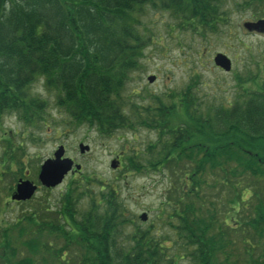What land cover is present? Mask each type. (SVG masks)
I'll return each mask as SVG.
<instances>
[{"label": "trees", "instance_id": "obj_1", "mask_svg": "<svg viewBox=\"0 0 264 264\" xmlns=\"http://www.w3.org/2000/svg\"><path fill=\"white\" fill-rule=\"evenodd\" d=\"M222 1L0 0V114L17 111L27 123L41 117L45 103L31 90L41 80L59 92L58 104L75 121L105 134L133 128L122 87L150 41L141 18L165 11L196 30L215 31ZM244 4L264 9V0ZM188 92L170 107H153V100L133 110L162 132L158 155L132 157L127 169H142L144 160L176 178L161 215L178 222L171 247L138 226L128 239L120 236L129 219L117 188L94 176L75 178L81 170L55 204L31 200L29 210L1 227L0 264H264V82L232 109L197 110ZM169 112L181 118L169 120ZM19 147L5 151L0 192L15 189L23 170ZM10 163L21 168L12 172ZM9 175L12 184L4 182ZM171 249L176 254L169 257Z\"/></svg>", "mask_w": 264, "mask_h": 264}, {"label": "rangeland", "instance_id": "obj_2", "mask_svg": "<svg viewBox=\"0 0 264 264\" xmlns=\"http://www.w3.org/2000/svg\"><path fill=\"white\" fill-rule=\"evenodd\" d=\"M245 2L247 0H223L222 17L215 31L196 30L197 26L187 24L170 12H146L141 18L140 31L151 39L140 50L138 66L122 87L123 98L127 102L126 111L129 112L131 125H135L131 129L122 128L105 134L94 125L75 121L66 108L58 104L59 92L48 90L41 80H36L31 86L32 95L45 103L41 117L27 123L17 111L0 114V163L10 144H15L20 146L18 158L23 166L15 181L10 175L4 178L5 183L13 182L15 189L9 194L5 190L0 192V235L1 227L12 224L14 219L29 210L31 200L50 198L55 204L59 194L67 189L74 174H69L62 184L52 189L42 187L39 181L41 165L63 145L66 156L82 166V172L75 178L80 175L94 176L103 184H113L117 188L129 219V226L126 225L120 236L128 239L133 228L138 226L143 230L149 229V235L163 239L164 245L171 247L178 222L174 220V225L168 224L161 215L168 212L164 204L174 197L170 186L176 178L171 177L170 170L144 161L146 155L147 159L158 155L160 143H156L162 128L142 124L139 119L145 120L148 116L138 113L140 118L136 117L133 110L146 108L153 100H156L153 107H170L175 95L188 90V94L191 93L196 100V109L208 112L219 106L231 108L237 101L243 103L248 92L261 89L264 82V31L250 30L246 24L264 20V9L260 5L246 6ZM218 53L231 59L230 72L215 64L214 58ZM151 75L157 77L153 83L148 81ZM172 117L175 121L181 118L178 114ZM172 117L169 112V120ZM80 143L89 145L90 150L81 153ZM132 157L144 159L142 169H127ZM14 164L9 166L12 172L21 168ZM175 166L173 171L178 169ZM20 178L35 183L39 189L31 200L18 203L11 196L16 192ZM215 197L220 205L221 196ZM222 198L223 202L227 201V197ZM6 200L10 202L8 208L4 204ZM144 213L148 216L146 221L141 220ZM167 252L169 257L176 254L174 249ZM176 263L186 264L184 260Z\"/></svg>", "mask_w": 264, "mask_h": 264}, {"label": "water", "instance_id": "obj_3", "mask_svg": "<svg viewBox=\"0 0 264 264\" xmlns=\"http://www.w3.org/2000/svg\"><path fill=\"white\" fill-rule=\"evenodd\" d=\"M246 27L248 29H256L264 31V20H259L257 23H247ZM215 64L225 70L226 72H230L232 70V61L231 59L223 54L218 53L214 58ZM157 77L155 75H151L148 77V81L153 83ZM80 152L86 153L90 150V146L84 143L79 144ZM66 150L63 145L59 146V148L54 152L52 158H48L44 161L41 166V170L39 173V181L42 186L46 188H55L63 183L65 177L69 174V172L80 171L82 166L80 164H76L75 161L65 156ZM114 167L116 165L112 163ZM38 186L29 180L20 179L17 186L16 192L12 195L13 200L17 201H26L31 199L36 193ZM148 218L147 214L144 213L141 215V220L146 221Z\"/></svg>", "mask_w": 264, "mask_h": 264}, {"label": "flooded vegetation", "instance_id": "obj_4", "mask_svg": "<svg viewBox=\"0 0 264 264\" xmlns=\"http://www.w3.org/2000/svg\"><path fill=\"white\" fill-rule=\"evenodd\" d=\"M60 146H61V145H60ZM65 150H66V149H65ZM72 159H73V158H72ZM73 160H74V159H73ZM74 161H75V160H74ZM75 163L78 164L76 161H75ZM76 173H77V172L73 171V172H71L70 174H76ZM20 179H22V178H20ZM20 179H18V182H19ZM23 180H24V179H23ZM18 182H17V184H18ZM17 184H16V186H17ZM34 184H35V183H34ZM35 185H36V184H35ZM38 189H39V186H38ZM38 189H37L36 192H38ZM33 197H34V196H33ZM14 202H18V203H19L20 201L14 200Z\"/></svg>", "mask_w": 264, "mask_h": 264}]
</instances>
